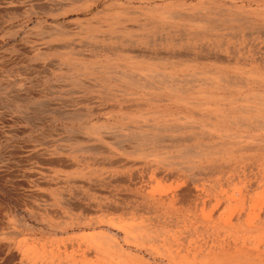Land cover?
<instances>
[{
    "label": "rangeland",
    "instance_id": "rangeland-1",
    "mask_svg": "<svg viewBox=\"0 0 264 264\" xmlns=\"http://www.w3.org/2000/svg\"><path fill=\"white\" fill-rule=\"evenodd\" d=\"M0 264H264V0H0Z\"/></svg>",
    "mask_w": 264,
    "mask_h": 264
},
{
    "label": "bare ground",
    "instance_id": "bare-ground-1",
    "mask_svg": "<svg viewBox=\"0 0 264 264\" xmlns=\"http://www.w3.org/2000/svg\"><path fill=\"white\" fill-rule=\"evenodd\" d=\"M255 109V108H254ZM247 118V117H246ZM250 121V120H249ZM251 122V121H250ZM247 125V124H246ZM244 126V125H243ZM249 126V125H248ZM129 136V135H128ZM149 136H146L145 138H143V140L142 141H140L141 142V146H144V145H147V143L148 142H151L150 140H149V138H148ZM191 153H194V151H193V149H192V152ZM187 154V153H186ZM188 154H190L189 152H188Z\"/></svg>",
    "mask_w": 264,
    "mask_h": 264
}]
</instances>
